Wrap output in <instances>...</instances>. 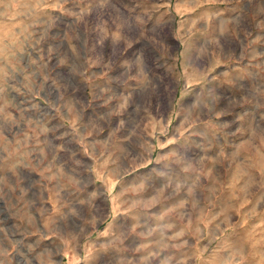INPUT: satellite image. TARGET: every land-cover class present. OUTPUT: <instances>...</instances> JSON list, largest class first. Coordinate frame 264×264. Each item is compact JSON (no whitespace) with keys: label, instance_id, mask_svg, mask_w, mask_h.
Here are the masks:
<instances>
[{"label":"rangeland","instance_id":"374dc122","mask_svg":"<svg viewBox=\"0 0 264 264\" xmlns=\"http://www.w3.org/2000/svg\"><path fill=\"white\" fill-rule=\"evenodd\" d=\"M0 264H264V0H0Z\"/></svg>","mask_w":264,"mask_h":264}]
</instances>
